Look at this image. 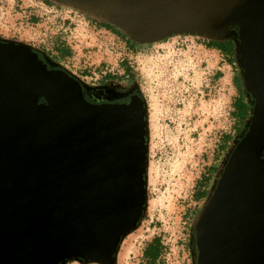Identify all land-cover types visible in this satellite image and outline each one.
Instances as JSON below:
<instances>
[{"label":"water","instance_id":"water-1","mask_svg":"<svg viewBox=\"0 0 264 264\" xmlns=\"http://www.w3.org/2000/svg\"><path fill=\"white\" fill-rule=\"evenodd\" d=\"M133 40L232 37L250 111L193 220V264H264V0H52ZM138 95L92 102L65 70L0 39V264H116L145 208Z\"/></svg>","mask_w":264,"mask_h":264},{"label":"rangeland","instance_id":"rangeland-1","mask_svg":"<svg viewBox=\"0 0 264 264\" xmlns=\"http://www.w3.org/2000/svg\"><path fill=\"white\" fill-rule=\"evenodd\" d=\"M53 3L0 0V37L51 53L56 43L67 46L70 53L60 63L72 72L86 70L83 78L87 81L101 70L120 73L119 61L124 59L145 104L144 217L120 240L115 263L148 264L143 248L158 236L160 264H192L189 229L206 199L201 188L197 189L200 200L192 192L207 166L217 158L220 163L233 144H226L227 151L218 148L220 136L233 129L230 113L235 90L230 65L219 51L206 48L193 34H174L129 51L121 39L93 23L95 16ZM215 71L218 77L213 76ZM246 107L245 102L237 107L241 123L236 134L245 124Z\"/></svg>","mask_w":264,"mask_h":264},{"label":"trees","instance_id":"trees-1","mask_svg":"<svg viewBox=\"0 0 264 264\" xmlns=\"http://www.w3.org/2000/svg\"><path fill=\"white\" fill-rule=\"evenodd\" d=\"M42 1L47 3V4H54L53 1H51V0H42ZM96 19H97L96 17H93V20L92 19L91 20L99 28H103L105 30H108L109 32H111L112 34L117 36L119 39H121L124 42L125 49L135 52L136 50H138L140 48V46L142 44H144V43L133 40L131 37L126 35L123 31H121L120 29H118L114 25H112L106 21H103L101 19H98V21H96ZM168 37H170V36L164 37L158 41H164ZM198 38L201 39V42L203 43V45L206 48H212V49L219 51L221 53V55L223 56L224 60L227 62V64L230 65L231 70H232L230 80H231V84L235 90V96H234L233 100L231 101L232 109H231L230 114L233 118V125H232L233 129H232V133L227 132V133H224L220 136V143H219L218 148L221 152H223V150H225V149H226L225 151H227L226 144H228L229 142L233 143L235 138L237 137V135L241 132V130L244 127L243 126L242 129L240 130V132L238 134H236L235 129L238 126L237 124L241 123V120L238 118V110H237L238 105L241 106V105H243L244 102L246 103V105H247L246 117L244 116L245 117V120H244L245 123L247 122V119L249 117L250 106H249L247 94H246V91L244 88L242 73H241L242 61H241V59L237 53V44L232 37H228L225 39H218V40L205 38L202 36H198ZM0 39L7 40V41H15V42H20V43L26 44L27 46L31 47L33 50L38 52V54H40L42 57H44L45 60L51 66L61 68V69L65 70L68 74L72 75L77 81H79V83L82 85L83 88H86L87 85L85 83H87V82L88 83H105L107 78H118L121 81H124V80L126 81L127 79H130L131 74L133 72L132 69L130 68L128 62L124 59H121L119 61V66L122 69L121 73H113V72L101 70L100 73L98 72V75L95 78H93V80L87 81L83 78L84 76L87 75L86 70L83 69L79 73L78 72H72L70 69H68L63 64L60 63V61H62L61 59L64 57H67L70 53L69 48L63 44L56 43L53 46L55 53H53V52L51 53L47 49H44L42 47L34 46L30 43L17 41L13 38H1L0 37ZM235 67H236V69H234ZM213 76L218 77L219 72L215 71ZM90 78L92 79V77H90ZM98 87H102V84L99 85ZM139 97L142 98L141 95H139ZM92 102H95V101H92ZM101 102H103V101H101ZM225 153H224V155H226ZM224 155L221 157L220 163H219L218 158L215 159V161L211 162L207 166V169L204 172V174H202L199 177V180L196 182L195 189L193 190L192 195H191L194 199L200 200V198L197 197V195L199 194V193L197 194L198 188H201V192L207 198V196H208V194L211 191V188L213 186L214 179H215V177L219 171V168L221 166V163L224 159ZM217 167H218V170L216 171ZM212 170H213V172H212ZM213 173H214V175H213ZM205 200H204V202H205ZM199 209H198V211H199ZM198 211H197V213H198ZM197 213H196V215H197ZM143 217H144V212H143V215L141 218H143ZM193 220H192V222H193ZM189 231H191V228L189 229ZM187 247H188V250L191 251V246L189 244V234H188V240H187ZM161 248L162 247L160 245V238L158 236H153L150 239V241L143 248L142 256L147 261H149L148 264H156V263L160 264L159 255L161 254L160 253ZM73 261L74 260L67 259L63 262V264H69L70 262H73ZM191 261L193 264V260H191ZM81 264H84V263H81Z\"/></svg>","mask_w":264,"mask_h":264},{"label":"flooded vegetation","instance_id":"flooded-vegetation-1","mask_svg":"<svg viewBox=\"0 0 264 264\" xmlns=\"http://www.w3.org/2000/svg\"><path fill=\"white\" fill-rule=\"evenodd\" d=\"M98 21V19H96ZM236 69V67L234 68ZM122 72V70H121ZM120 72V73H121ZM83 93L91 101L121 102L130 95H141L139 83L134 74L130 79L121 81L118 78H107L105 83H85ZM102 84V87H98Z\"/></svg>","mask_w":264,"mask_h":264},{"label":"crops","instance_id":"crops-1","mask_svg":"<svg viewBox=\"0 0 264 264\" xmlns=\"http://www.w3.org/2000/svg\"><path fill=\"white\" fill-rule=\"evenodd\" d=\"M144 259H145V258H144ZM145 262H147L146 259H145Z\"/></svg>","mask_w":264,"mask_h":264}]
</instances>
